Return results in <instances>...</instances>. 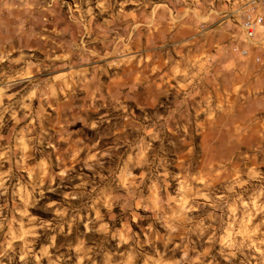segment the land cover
Here are the masks:
<instances>
[{
  "label": "rangeland",
  "instance_id": "obj_1",
  "mask_svg": "<svg viewBox=\"0 0 264 264\" xmlns=\"http://www.w3.org/2000/svg\"><path fill=\"white\" fill-rule=\"evenodd\" d=\"M253 1L0 0V264H264Z\"/></svg>",
  "mask_w": 264,
  "mask_h": 264
},
{
  "label": "built area",
  "instance_id": "obj_2",
  "mask_svg": "<svg viewBox=\"0 0 264 264\" xmlns=\"http://www.w3.org/2000/svg\"><path fill=\"white\" fill-rule=\"evenodd\" d=\"M258 6V7H257ZM259 7H264V0H258L257 2H251L242 11V17L240 26L244 35V38L248 41H253V37L257 32L258 26L262 23L263 12ZM243 53L247 52V48H241ZM259 59V55L256 56Z\"/></svg>",
  "mask_w": 264,
  "mask_h": 264
},
{
  "label": "crops",
  "instance_id": "obj_3",
  "mask_svg": "<svg viewBox=\"0 0 264 264\" xmlns=\"http://www.w3.org/2000/svg\"><path fill=\"white\" fill-rule=\"evenodd\" d=\"M243 47H246V48H247V46H243ZM243 47H242V48H243ZM246 53H248V48H247V52H246Z\"/></svg>",
  "mask_w": 264,
  "mask_h": 264
}]
</instances>
